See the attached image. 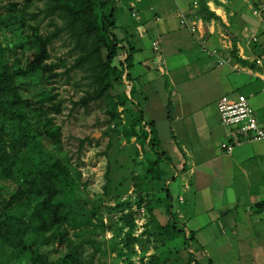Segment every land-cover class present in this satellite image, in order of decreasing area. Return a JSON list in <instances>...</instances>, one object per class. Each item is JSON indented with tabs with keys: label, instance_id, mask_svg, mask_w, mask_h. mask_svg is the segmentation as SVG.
Here are the masks:
<instances>
[{
	"label": "trees",
	"instance_id": "obj_1",
	"mask_svg": "<svg viewBox=\"0 0 264 264\" xmlns=\"http://www.w3.org/2000/svg\"><path fill=\"white\" fill-rule=\"evenodd\" d=\"M34 1L8 0L0 5V28L29 30L32 49L25 66H21L19 58L12 64L7 55L9 48L0 41V197L10 189L8 196L0 200V264H86L83 240L76 242L70 236L73 230L81 237L80 230L92 224L93 215L90 210L85 212L86 203L81 204L82 173L47 146L54 145L56 152L62 150L63 131L56 117L63 112L64 103L53 85L61 73L57 71L59 65L51 61L50 48L64 34L70 39L74 56L65 73L81 72L86 86L74 105L86 108L92 102L108 100V130L121 134L128 143L136 137L141 146L139 149L133 145L137 160L148 158L143 160L147 161L143 170L135 172L131 179L136 199L117 198L110 209L121 213L127 228V264H133L134 243L138 241L143 246L146 242L134 235V204L147 208L149 218L143 234L159 243V252L150 256L149 264H201L194 248L195 234L179 218L173 204L169 182L176 176L166 177L161 166L170 163L169 157L152 138L153 121L146 119L133 97L130 70L136 48H130L115 63L124 48L115 32L117 4L122 0H44L43 7L31 12L29 7ZM198 12L205 20L214 18L220 22L204 0ZM27 15H44L54 28L44 33L40 22L29 23ZM27 77H35L28 95L18 83L19 78ZM119 106L123 114L118 112ZM89 139H83L82 146ZM141 152L144 156L140 159ZM164 178L166 183L162 182ZM111 186L109 182L108 189ZM163 207L168 216L166 224H161L154 214L156 208ZM179 237L188 253L187 261L181 256L180 244L172 243ZM52 241L66 243L67 252L51 258L43 246ZM23 256H27L25 262L21 260Z\"/></svg>",
	"mask_w": 264,
	"mask_h": 264
},
{
	"label": "crops",
	"instance_id": "obj_2",
	"mask_svg": "<svg viewBox=\"0 0 264 264\" xmlns=\"http://www.w3.org/2000/svg\"><path fill=\"white\" fill-rule=\"evenodd\" d=\"M125 1L130 19L123 9L118 12L119 3L116 11L115 32L124 44L119 62L136 48L130 70L133 97L153 121L152 138L175 170L176 211L195 234L200 263L264 264V140L244 142L226 153L222 143L231 139V128L221 123L217 107L222 96L244 94L264 126V7L256 15L258 0H204L219 22L199 15L201 0L198 8L195 0ZM130 1L137 5L139 21ZM195 13L196 33L180 21V14ZM200 35L222 55L231 53L220 43L229 37L233 63L219 65L217 57L203 52ZM261 56L262 65L250 60ZM131 145L141 149L136 137L122 143ZM154 214L167 223L161 208Z\"/></svg>",
	"mask_w": 264,
	"mask_h": 264
},
{
	"label": "rangeland",
	"instance_id": "obj_3",
	"mask_svg": "<svg viewBox=\"0 0 264 264\" xmlns=\"http://www.w3.org/2000/svg\"><path fill=\"white\" fill-rule=\"evenodd\" d=\"M8 0H0V5L6 3ZM126 1L122 0L118 5V12L121 9L130 19L126 7ZM44 6V0H35L29 7V11L37 12L39 7ZM29 23L36 24L40 22L41 29L44 33L49 32L54 27L50 25V18H44L40 15L36 18L27 15ZM37 21H36V20ZM29 30L25 28H0V41L4 47L9 48L8 59L10 63L15 64L19 58L22 62L21 66H25L26 62L32 55L30 45ZM150 41V38L147 40ZM150 44V43H149ZM51 61L59 65L58 72L61 75L57 78L53 85L56 87V92L59 93V99L64 103V110L57 115L56 122L62 126V150L56 152L54 145H47L48 149L57 156L66 159L71 163L73 168H77L81 173L80 185L83 200L81 204L86 203L85 212H89L92 216V224H88L86 228L80 230L81 237H77L70 230V236L76 242L83 240L84 254L83 258L86 264H127V251L125 245V233L127 228L124 227L121 213L110 210L116 205L115 201L119 198L125 199L131 197V192H134L132 184V176L135 172H141L147 164L145 161L148 158L137 160L134 153V146H122L124 138L117 134L113 129L108 130L110 118L108 110L110 104L108 100L104 99L99 102H92L88 107L75 106L74 101L80 99L84 94V80L81 72H70L66 74L67 67L73 62L74 56L71 53V44L69 37L64 34L58 38L50 48ZM119 58L115 63L118 64ZM166 79V77H165ZM35 77L19 78L18 83L21 86L24 94L30 93L31 83ZM161 84V80L156 81L155 84ZM158 86L157 88H159ZM162 92L160 91L159 94ZM134 95V94H133ZM136 100V99H135ZM118 112L123 114V107H118ZM158 114V113H155ZM122 118V115H121ZM123 119V118H122ZM112 128L114 125L111 126ZM108 131V133H107ZM90 138L83 146L81 141ZM150 158V157H149ZM138 161L140 162L138 164ZM165 168L166 177L174 176L175 170L172 164L163 163L161 165ZM112 186L108 189V183ZM166 183L165 178L162 181ZM169 182V189L173 194V204L178 205V196L176 188L178 185ZM9 187L13 189V185ZM10 189H5L0 197L4 199L8 196ZM110 194H107V191ZM115 200V201H114ZM93 211V212H92ZM160 211V210H159ZM161 213L166 215L165 208H161ZM95 214V215H94ZM146 230V229H145ZM143 241H146L142 246L138 241L134 243L135 252L131 255V259L138 261V264H149L150 256L159 252V243L153 238L150 239L147 235L138 236ZM182 237H179L173 244L178 245L181 249V256L184 261L188 259V253L183 247ZM145 248V249H144ZM43 249L48 251L51 258L55 259L67 252L66 243L59 244L52 241ZM125 254L119 258V254ZM27 256L22 257L25 262Z\"/></svg>",
	"mask_w": 264,
	"mask_h": 264
},
{
	"label": "built area",
	"instance_id": "obj_4",
	"mask_svg": "<svg viewBox=\"0 0 264 264\" xmlns=\"http://www.w3.org/2000/svg\"><path fill=\"white\" fill-rule=\"evenodd\" d=\"M258 7L254 9L256 15H261V8L264 7V0H258ZM129 6L131 9L132 16L140 20L139 11L135 2L130 1ZM193 6L198 8L199 2L195 0ZM181 24L187 25V27L194 33L199 31V15L192 14L190 16L180 14ZM200 46L203 52H206L210 56L217 57V63L224 65L233 63L234 54L231 40L229 37H222L220 43L223 48L230 49L231 53L228 55H222L221 49L217 47H210L204 35H200ZM255 35L252 36L253 41H257ZM154 49H159V43L156 41L153 43ZM239 55V53H238ZM250 60L256 64H263V57H251ZM233 66L236 68L238 65L235 63ZM221 123L231 128V139L222 143L223 150L230 154L232 153L235 146L241 145L244 142H251L257 140H264V126L259 122V119L249 101V98L244 94H238L237 96H222L217 103ZM124 117V115H122ZM186 183L184 184V187ZM187 187V186H186ZM134 189V188H133ZM131 197L136 199V194L131 192ZM126 199V198H125ZM182 200L183 198L180 197ZM133 211L135 214L136 228L134 230L135 236H140L145 231L148 224V212L147 208L142 205L134 204ZM134 263L138 264V261L134 260Z\"/></svg>",
	"mask_w": 264,
	"mask_h": 264
}]
</instances>
